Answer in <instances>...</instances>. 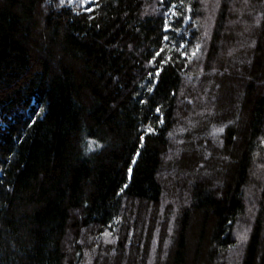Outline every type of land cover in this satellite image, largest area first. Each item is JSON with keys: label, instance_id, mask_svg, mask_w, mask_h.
<instances>
[{"label": "trees", "instance_id": "trees-1", "mask_svg": "<svg viewBox=\"0 0 264 264\" xmlns=\"http://www.w3.org/2000/svg\"><path fill=\"white\" fill-rule=\"evenodd\" d=\"M0 264H264V0H0Z\"/></svg>", "mask_w": 264, "mask_h": 264}, {"label": "snow or ice", "instance_id": "snow-or-ice-1", "mask_svg": "<svg viewBox=\"0 0 264 264\" xmlns=\"http://www.w3.org/2000/svg\"><path fill=\"white\" fill-rule=\"evenodd\" d=\"M167 30H168V28L166 27V28H165V31H167ZM164 39L167 40L168 37L165 36ZM163 51H164V49H161V52H163ZM194 54H195V53H193V55H194ZM182 55L187 56V53H186V52H185V53H182ZM156 56H160V53H159V52L156 53ZM167 59L170 60L171 57H168ZM153 62H155V58H154V61H153ZM166 62H167V60H161V63H166ZM161 71H163V69H157L155 75H156V76H159ZM150 75H152V74L150 73ZM157 111H159V109H157ZM141 139H143V137H141ZM137 155H139V153H137ZM129 171H131V169H130Z\"/></svg>", "mask_w": 264, "mask_h": 264}]
</instances>
